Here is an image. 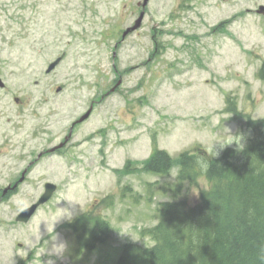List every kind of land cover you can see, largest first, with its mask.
Returning a JSON list of instances; mask_svg holds the SVG:
<instances>
[{"label":"rangeland","instance_id":"1","mask_svg":"<svg viewBox=\"0 0 264 264\" xmlns=\"http://www.w3.org/2000/svg\"><path fill=\"white\" fill-rule=\"evenodd\" d=\"M143 1L0 0V264H114L122 244L152 245L143 231L158 222L159 204L194 205L210 181L201 173L175 195L177 165L168 174L115 169L128 159L139 167L154 138L173 157L213 143L219 157L238 145L220 150L217 141L243 134L244 146L256 135L248 121L264 117V0H150L142 25L123 37ZM90 108L59 152L38 156ZM46 182L57 185L51 199L17 221ZM67 209L71 219L54 225L67 244L58 259L47 242ZM88 210L110 230L78 250L65 225Z\"/></svg>","mask_w":264,"mask_h":264},{"label":"trees","instance_id":"2","mask_svg":"<svg viewBox=\"0 0 264 264\" xmlns=\"http://www.w3.org/2000/svg\"><path fill=\"white\" fill-rule=\"evenodd\" d=\"M258 76L264 80V62ZM227 111L235 109L229 105ZM256 135L241 150L228 148L219 157H208L206 149L171 156L153 140L150 155L134 166L128 159L118 176L136 171L168 174L177 165L176 195L184 182L196 183L202 173L195 166L196 155L210 165L204 173L210 186L194 205L182 200H166L157 207L158 222L144 229L154 243L122 244L114 264H261L264 255V117L249 119ZM121 182V179H118ZM166 189V187H163ZM124 190H131L125 186ZM112 195V194H111ZM107 195L103 202L111 198ZM73 230L78 250L95 249L107 241L110 223L91 210L66 223Z\"/></svg>","mask_w":264,"mask_h":264},{"label":"clouds","instance_id":"3","mask_svg":"<svg viewBox=\"0 0 264 264\" xmlns=\"http://www.w3.org/2000/svg\"><path fill=\"white\" fill-rule=\"evenodd\" d=\"M243 138H244L243 134H238V135H232L231 134L230 138L222 140V141H217L216 143L219 145L220 150H222L224 147H226L228 145H232L233 143L238 145L237 150H241L243 148V144L241 143ZM206 152L208 154V157H216L220 154V151L216 150V146H214V143L206 149ZM194 164L196 167H198V169L202 173H207L208 169H209L210 161L205 156L196 155L195 160H194ZM62 217L70 220L71 219V212L67 209V213L60 215L54 219V223L51 226V231L53 232V235L50 238V241L47 242V244H49V242L51 243L50 249H48V246H47L48 254L50 256L56 257L58 259L63 258L64 254L67 252L66 242L62 241L59 238V235L54 233V225ZM40 238L42 239V234H41ZM260 259H261V264H264V255H262L260 257ZM48 264H56V262H55V260H49Z\"/></svg>","mask_w":264,"mask_h":264},{"label":"water","instance_id":"4","mask_svg":"<svg viewBox=\"0 0 264 264\" xmlns=\"http://www.w3.org/2000/svg\"><path fill=\"white\" fill-rule=\"evenodd\" d=\"M150 0H144L143 1V10L140 12L139 17L137 18V20L135 21V24L131 27H128L124 33L123 36L125 37L128 33H130L131 31H134L136 29H138L143 22V19L145 17V7L147 6V4L149 3ZM259 13H264V5H261L260 8L258 9ZM60 62V58L56 59L55 61H53L52 63H50V65L47 68V72H51L54 68H56V66L59 64ZM5 83L3 81V79L0 76V87H4ZM16 101H19V98H16ZM92 112V108H90L88 111H86L78 120L77 122H82L84 120H86L90 114ZM75 124V123H74ZM73 124V126H74ZM72 130L73 127L70 129V133L69 135L66 137L65 141L60 143L59 145L55 146L53 148V151H55L56 149L63 147L64 144L70 139L71 135H72ZM57 190V185L53 182H47L45 184V191L42 194V196L39 198V200L32 204L31 206H29L28 208L24 209L23 211H21L19 213V215L17 216V221H21V222H29L30 219L34 216V214L36 213L38 207L44 203H46L47 201L50 200V198L53 196L54 192Z\"/></svg>","mask_w":264,"mask_h":264},{"label":"flooded vegetation","instance_id":"5","mask_svg":"<svg viewBox=\"0 0 264 264\" xmlns=\"http://www.w3.org/2000/svg\"><path fill=\"white\" fill-rule=\"evenodd\" d=\"M55 152H59V150H56ZM53 152V147L50 145L48 147H44L38 154L39 157H43V156H50L51 154L55 153ZM31 165L32 162L24 169V171L22 172V175H28V173H30L31 171ZM24 179V178H23Z\"/></svg>","mask_w":264,"mask_h":264}]
</instances>
